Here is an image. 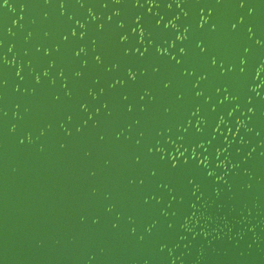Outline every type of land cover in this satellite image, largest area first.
Segmentation results:
<instances>
[{"label": "water", "instance_id": "water-1", "mask_svg": "<svg viewBox=\"0 0 264 264\" xmlns=\"http://www.w3.org/2000/svg\"><path fill=\"white\" fill-rule=\"evenodd\" d=\"M0 264H264V0H0Z\"/></svg>", "mask_w": 264, "mask_h": 264}]
</instances>
